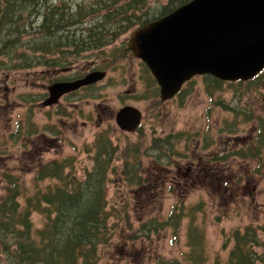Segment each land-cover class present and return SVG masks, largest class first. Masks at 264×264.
Returning a JSON list of instances; mask_svg holds the SVG:
<instances>
[{"label": "rangeland", "instance_id": "obj_1", "mask_svg": "<svg viewBox=\"0 0 264 264\" xmlns=\"http://www.w3.org/2000/svg\"><path fill=\"white\" fill-rule=\"evenodd\" d=\"M166 1L148 0V19ZM143 25L133 26L99 52L78 57L73 64L77 72L90 68L96 60L106 61L105 77L92 89L55 106L43 103L50 78L43 74V65L0 71V177L3 173L18 177L22 191L29 196L37 189L59 184L54 178L36 186L34 164L70 158L73 172L82 179L93 166L96 136L104 135L117 149L110 160L116 173L108 171L105 189L108 224L113 226L114 234L100 249L99 264H228L237 236L244 233L249 237L247 242H257L252 250L257 264H264V151L253 163L237 156L216 164L208 160L220 151H229L225 141L228 145L244 144L254 121L264 128V72L253 83L225 82L221 85L224 91H213V105L206 96V79L198 76L192 85H186L182 95L156 104L158 98L144 99L157 93L144 76L147 91L142 87L138 61L115 49ZM112 55L116 60L111 59ZM126 105L142 112V133L117 127L115 114ZM154 110L159 113L152 114ZM17 129L20 133L11 136ZM261 131L264 134V129ZM172 132L183 134L169 141L178 154L169 155V146L163 148L156 140L164 153L158 159L153 140ZM205 136L209 145L203 149ZM23 142L30 154L27 158L22 156ZM125 151L129 160L134 158L128 168ZM168 161L167 167L164 163ZM258 165L262 168L253 175L251 171ZM232 173L241 174L244 182L228 181L224 186L223 181ZM134 179H139L138 185L128 183ZM5 188L0 178V195ZM173 209L179 216L175 229L166 226ZM31 221L35 229H40L46 219L33 213Z\"/></svg>", "mask_w": 264, "mask_h": 264}, {"label": "trees", "instance_id": "obj_2", "mask_svg": "<svg viewBox=\"0 0 264 264\" xmlns=\"http://www.w3.org/2000/svg\"><path fill=\"white\" fill-rule=\"evenodd\" d=\"M190 1L167 0L153 13L155 16L148 19L151 11L147 8L148 0H0V71H17L42 65L40 54L43 49L48 52L55 47L59 50L61 47L68 48L62 51L68 53L66 61L70 60V52L76 55L85 51L99 52L133 26L167 15ZM73 31L81 33L76 32L74 36ZM72 39L75 41L70 43ZM74 48L76 50L72 51ZM204 78L207 82L206 96L213 105V91H224L221 85L225 82L208 75ZM193 82L191 79L186 85ZM184 92L185 88L179 96ZM257 120L262 122L259 117ZM256 124L257 132L250 146L223 154L222 161H227L230 156H252L254 160L260 158L261 145L258 144L264 140L261 131L264 128L257 121ZM18 133L19 129L11 136ZM180 135L183 134H169V140L166 139L162 146L167 148L169 141L180 139ZM204 139L203 149L209 145L206 141L208 138L205 136ZM96 141L93 166L84 172L82 179L73 172L70 158L45 164L37 162L32 166L36 186L42 180L54 178L59 184L45 190L37 189L28 196L22 191L18 177L3 173L0 178L6 183V188L0 195V264H99L100 249L109 243L114 234L113 226L108 224L105 189L108 171L116 173L110 160L117 149L104 135L96 136ZM153 143L160 159L162 154L157 141L153 140ZM174 148L173 145L169 146V155L178 154ZM21 149L22 156L29 157L24 142ZM123 157L125 168L130 167L128 162L134 158L129 160L127 151L123 152ZM212 160L215 161V158ZM260 168L258 165L251 172ZM235 182L241 183V180L236 178ZM128 183L138 185L139 179ZM174 210H171L166 226L175 229L179 216L175 215ZM33 213L46 219L42 228L33 227ZM248 238L246 233L237 236V242L228 256V264L258 263L252 250L258 244L252 242V238L251 242H247ZM168 262L158 261L159 264Z\"/></svg>", "mask_w": 264, "mask_h": 264}, {"label": "water", "instance_id": "obj_3", "mask_svg": "<svg viewBox=\"0 0 264 264\" xmlns=\"http://www.w3.org/2000/svg\"><path fill=\"white\" fill-rule=\"evenodd\" d=\"M128 48L148 67L161 101L174 97L194 76L250 80L264 69V0H191L134 30ZM104 77L105 72L93 71L82 79L54 83L44 105ZM114 119L120 130L131 133L140 112L125 106Z\"/></svg>", "mask_w": 264, "mask_h": 264}, {"label": "flooded vegetation", "instance_id": "obj_4", "mask_svg": "<svg viewBox=\"0 0 264 264\" xmlns=\"http://www.w3.org/2000/svg\"><path fill=\"white\" fill-rule=\"evenodd\" d=\"M158 19V18H156ZM156 19L152 20V21H155ZM152 21H149V22H152ZM148 22V23H149ZM139 28V27H138ZM76 32L77 31H73V34L74 36L76 35ZM81 33V32H80ZM75 39H72L70 41V43L74 42ZM116 40H114L112 42L115 43ZM128 42H129V39L126 40V42L124 41L123 44L121 46H117L115 49H119L124 52L126 54V57L129 59V58H134L135 60L138 61L139 63V67H140V71H139V79H141L142 83V87H145L146 88V91H147V83H146V80L142 78V76L146 77V79L150 82V84H152L155 88V91H156V95L155 96H151V97H147V98H144V99H148V98H158V99H155L154 102L156 104H159V103H165V102H169V100H166V101H161L160 100V97H159V92H160V88L158 87L157 83H156V80L153 78V76L151 75L150 71L148 70L147 66L140 60V59H137L135 58L131 51L129 50L128 48ZM104 48V47H103ZM58 48H53V49H50L48 52H46V49H43V52L41 55V59H42V65L44 68H46V71L44 70L43 71V74H45L46 76L49 74L50 75V78L48 80V83L47 85L45 86V93L43 94V103L46 101V99L48 98V87L51 85V84H54V83H58V82H68V81H74V80H78V79H82L86 74L90 73V72H93V71H106V69H103V66L107 65L106 64V61H102L101 63L99 62V60H96L94 62H91L90 63V68H87V69H82L81 71L77 72L76 71V68L73 66V64L76 62L77 58L78 57H82L84 54H87V53H92L93 51H85V52H81L79 55H76V54H73L70 52L71 54V58L69 61H66L67 59V52H62L63 50H68V48H62L58 51H57ZM72 51L76 50L75 48L74 49H71ZM53 54L55 55L53 57ZM83 58V57H82ZM86 58H87V55H86ZM84 58V59H86ZM111 59L113 60H116L115 58V55H112L111 56ZM126 60V59H124ZM86 62V61H85ZM69 75V76H68ZM202 78H204V76H200ZM252 82L256 81V80H251ZM251 81H247V82H251ZM238 82V81H237ZM99 83V82H98ZM96 83V84H98ZM246 83V82H245ZM96 84H93V85H89V86H84V87H81L79 88L78 90L76 91H73V92H70V93H67V94H64L62 95L55 103H53L54 105L52 106H55L56 104H58L61 100L63 99H68L76 94H80L82 92H86L87 90L89 89H92ZM186 88V84L182 87V89ZM182 89L177 93V95L175 97H178L179 94L181 93ZM144 90V89H143ZM145 91V90H144ZM145 91V92H146ZM142 98V97H141ZM143 99V100H144ZM126 106H129V105H126ZM124 107V106H123ZM157 107V106H156ZM157 110H159V107L155 108ZM138 110V109H137ZM140 112V121H139V125L137 127V129L135 130L136 131H139L142 133V112L139 110ZM153 113H159V111H156L154 110L152 112ZM257 124H256V121H254V125L249 128L248 130V134L246 135V137L244 138L245 140V143L244 144H235V143H230L228 140V142L230 143V145L227 144V142L225 141V145L226 147H229L230 146V149L229 151H226V152H219V154H215L216 156L214 157H210L208 160L210 159H213L215 158V164L216 163H222V160H221V157L222 155L226 154V153H230L231 150H237L239 148H247L250 146V144L252 143L253 141V138H254V135H255V132H257ZM238 131V130H236ZM169 134H173L172 133H169ZM169 134L166 135L165 137L163 138H157L155 140H159L160 142H164L166 141V139L169 140ZM236 138V137H235ZM261 145L260 149H259V152H262L264 151V140L262 143L258 144V146ZM164 148V147H163ZM160 154H162V156L164 155V153H162V150H160ZM261 156V154H260ZM233 156H230L231 160ZM162 158V157H161ZM227 159L228 160H230ZM170 159V158H169ZM246 159V160H245ZM207 160V161H208ZM236 160V159H235ZM240 160H243V161H247V163H253L255 160L253 159V157L251 156L250 158H241ZM168 163H164V164H167L166 166L168 167ZM166 169V168H165ZM169 170V169H168ZM167 173V177H165V179L167 178V186L169 188V173L166 171ZM141 176V175H140ZM175 177V175H173ZM177 176H180V174H177ZM196 177H199L198 175H195ZM247 176V175H246ZM142 177V176H141ZM234 178H237L239 180H241V183L244 182V177L242 175H234L233 173L232 174H229V178H228V181H232L234 180ZM144 180V179H143ZM218 181H221L222 179L218 178L217 179ZM170 181L173 182V179L172 177H170ZM227 180H224L223 182H225ZM165 180H162V183H164ZM264 212V207H262L261 209V213L263 214Z\"/></svg>", "mask_w": 264, "mask_h": 264}]
</instances>
